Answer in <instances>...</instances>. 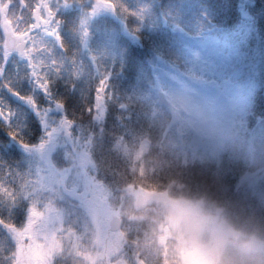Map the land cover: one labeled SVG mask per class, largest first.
<instances>
[{
	"label": "snow or ice",
	"instance_id": "6c2138e0",
	"mask_svg": "<svg viewBox=\"0 0 264 264\" xmlns=\"http://www.w3.org/2000/svg\"><path fill=\"white\" fill-rule=\"evenodd\" d=\"M73 3L83 0H0V81L17 57L33 92L24 95L10 82L0 88L30 109L37 143L25 141L20 127L22 122L27 127L28 115H19L2 100L0 126L13 145L39 156L38 164L8 165L0 160V264H134L124 228L125 222L129 227L132 222L124 212L135 202L138 186L146 187L140 148L146 146L162 165L182 174L186 167L179 159L173 161V123L149 126L141 115L147 102L115 96L110 92L111 73L95 56L89 54L86 63L69 53L59 15ZM105 10L137 15L120 0H90L87 15ZM79 34L86 49V23H81ZM189 64L192 72L184 77L182 90L170 98L179 95L193 101L196 69L209 65L200 50H190ZM65 73L71 81L83 78L88 83L79 119L52 93L55 80ZM70 87L76 90L75 83ZM249 103L254 110L264 105V98L251 97ZM110 107L115 108L111 115ZM225 178L235 186L237 171L227 170ZM158 179L153 173L149 182ZM238 203L243 205L239 194Z\"/></svg>",
	"mask_w": 264,
	"mask_h": 264
},
{
	"label": "trees",
	"instance_id": "16d2710c",
	"mask_svg": "<svg viewBox=\"0 0 264 264\" xmlns=\"http://www.w3.org/2000/svg\"><path fill=\"white\" fill-rule=\"evenodd\" d=\"M120 2L135 12L136 17L118 11L112 13V16L105 13L90 18L87 15L90 0H83V3H73L70 8L61 11L60 32L70 54L78 55L86 63L89 54L95 56L109 70L112 94L122 98L132 96L137 101L147 102L141 115L149 126L154 122L159 128H164L162 122L153 115L152 106L146 97L147 88L155 82L153 70L161 65L168 69L181 67L179 61L183 48L190 41L180 38L182 33L195 37L199 34L227 35L239 39L243 46V72L246 69L252 80L248 104L241 112L233 114L234 122L229 126V136L226 137L224 148L216 156L184 155L173 146L176 152L173 161L179 159L186 166L182 174L174 166L162 165L155 152L148 154L147 147L142 146L139 152L145 157L142 170L147 179L143 181L146 187L138 186V190L166 196L179 193L203 198L219 208L237 231L264 233V172L259 181L249 183L251 185L248 182L241 184L242 178L251 170V164L247 149H244L247 147L235 148L238 140L244 141L242 135L250 139L255 132H258L264 145V105L257 104L253 110L249 103L251 97L264 98V57L259 59L263 73L257 74L253 66L257 64L254 63L256 51L260 53L259 49L263 48L264 55V0ZM82 22L86 23L88 31L86 49L80 43L79 29ZM243 26H249L250 29L247 31ZM189 29L195 31L192 33ZM242 75L241 80L249 78L244 73ZM3 82H10L24 95L33 92L27 78V69L17 59L10 60L0 84ZM72 83H75V91L70 87ZM87 89L85 79L71 81L65 73L55 80L52 93L64 101L70 115L79 119ZM37 98L40 99L39 96ZM0 100L19 115H28L27 127H24L23 122L20 127L26 133L25 141L37 142L31 132L36 122L29 115L30 109L2 88ZM114 111V107L109 108L110 115ZM25 157L23 149L20 150V147L8 141L7 132L0 126V160L8 165H23L26 164ZM233 169L237 171L235 186L231 185L230 179L225 178V172ZM153 173L159 177L154 184L149 182ZM238 194L243 200L242 206L238 203Z\"/></svg>",
	"mask_w": 264,
	"mask_h": 264
},
{
	"label": "rangeland",
	"instance_id": "374dc122",
	"mask_svg": "<svg viewBox=\"0 0 264 264\" xmlns=\"http://www.w3.org/2000/svg\"><path fill=\"white\" fill-rule=\"evenodd\" d=\"M89 7L90 4L88 9ZM105 13L112 16V12L105 10L90 18ZM243 27L247 31L250 29L249 26ZM252 30L254 31L253 27ZM189 31L193 33L195 30L189 29ZM212 36L205 35L192 40L188 45L186 44L183 49L184 56L179 61L180 68L172 70L162 65L154 68L155 82L150 83L147 88L146 97L152 106L153 115L162 122L163 127L169 122L175 125L173 146L184 155L199 154L210 158L217 155L224 148V142L230 132L229 126L234 122L232 111L236 109V111L241 112L247 106L252 90L251 76L246 69L243 72L244 61L242 62V60H244V56L243 50H238L239 44L229 39L227 35L215 36V38ZM194 37L192 34L182 33L180 38L191 40ZM255 37L258 38L259 36L255 35ZM262 49H259L262 55L254 54L256 56L254 63L257 64L253 63V66L257 74L263 73V66L259 63V59L264 57ZM190 50L204 52L209 66L196 69L199 73L198 78L194 81L196 87L190 89L193 93V101L179 95L170 98L173 93L182 90L185 83L184 77L192 72L189 64ZM12 59H17L23 63L17 57ZM240 72L249 77L248 84L240 83V79H238ZM158 93L165 95V103L158 101ZM258 135V132H255L250 139H247L248 136L242 135L244 141L238 140L235 145L236 149L247 147L244 149H247L246 152H248L251 164V170L242 178L241 184L248 182V185H251L249 183L256 182L264 172V145ZM23 152L26 156V164L39 163L38 155L32 157L31 153L26 152V150L23 149ZM134 195L135 202L129 203L124 212L127 221L132 222L131 227L125 222L124 228L128 232L125 242L131 250L134 264H168L167 232L169 230L167 228L161 226V232L164 235L161 236L159 250L145 254L138 247L145 238L148 225L157 216L154 202L165 200L167 197L163 194L148 196L139 191H136ZM146 207L148 208L147 212H145ZM120 239H125L124 232L120 233Z\"/></svg>",
	"mask_w": 264,
	"mask_h": 264
},
{
	"label": "clouds",
	"instance_id": "9594fccd",
	"mask_svg": "<svg viewBox=\"0 0 264 264\" xmlns=\"http://www.w3.org/2000/svg\"><path fill=\"white\" fill-rule=\"evenodd\" d=\"M154 204L157 216L138 245L141 252L159 250L163 226L168 264H264V233L237 231L205 199L174 193Z\"/></svg>",
	"mask_w": 264,
	"mask_h": 264
},
{
	"label": "bare ground",
	"instance_id": "6f19581e",
	"mask_svg": "<svg viewBox=\"0 0 264 264\" xmlns=\"http://www.w3.org/2000/svg\"><path fill=\"white\" fill-rule=\"evenodd\" d=\"M229 39H232L234 42H236L237 44H239V46H237L239 51H241V50L243 49V46H242L241 42L239 41V39H236V38L233 39V37H229ZM236 43H235V44H236ZM239 47H240V49H239ZM255 54L260 55L261 53H258V52L256 51ZM254 57H256V56H254ZM249 80H250V79L247 78V79H246L245 81H243L241 84H248ZM232 113H233V114H236V109H234V110L232 111ZM260 179H261V177H259V178L257 179V181H259Z\"/></svg>",
	"mask_w": 264,
	"mask_h": 264
},
{
	"label": "water",
	"instance_id": "95a60500",
	"mask_svg": "<svg viewBox=\"0 0 264 264\" xmlns=\"http://www.w3.org/2000/svg\"><path fill=\"white\" fill-rule=\"evenodd\" d=\"M164 101H165V100H164L163 95H162V94H159V102H161V103H165Z\"/></svg>",
	"mask_w": 264,
	"mask_h": 264
}]
</instances>
